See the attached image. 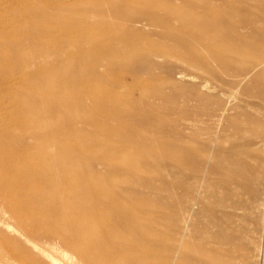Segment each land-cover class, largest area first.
Returning <instances> with one entry per match:
<instances>
[{"label": "bare ground", "instance_id": "bare-ground-1", "mask_svg": "<svg viewBox=\"0 0 264 264\" xmlns=\"http://www.w3.org/2000/svg\"><path fill=\"white\" fill-rule=\"evenodd\" d=\"M174 1L146 0L139 5L141 12L126 15L123 4L107 10L106 0H95L92 12L113 26L114 31H109L111 37L133 39L146 27L172 25L164 30L163 36L171 37L174 45L169 50L158 51L156 58L163 61L173 55L203 74L224 61L223 53L233 51L236 59L226 60L233 64L240 60L242 64L245 55L264 49L258 44V41L264 43V27H261L264 1L179 0L181 5ZM162 2L168 3L169 8H162ZM86 24V28H91V24ZM40 32L29 39L33 48L46 44L43 39L47 31ZM18 50H25V46ZM81 50L77 60L85 61L87 52ZM93 50L103 55L93 61L92 78L98 80L102 76L100 69L105 67L103 59L112 47L97 43ZM12 52L16 49L2 52L4 65L11 63ZM29 63L34 61L17 62L14 71L0 67V264H186L192 260L198 264H237L227 258H239L241 252L246 254L239 258L244 264H261L264 186L262 192L251 186L260 181L264 185V167L258 158L249 164L244 147L233 148L226 156L218 157L215 165L220 175L215 217L217 244L211 242L214 234L211 224H207L203 248L194 250L190 246L191 223L206 171L202 152L191 147L189 137L178 124L172 125L171 138L121 132L116 148H109L105 156L93 159L108 176L90 167L89 177L84 174L81 177L91 182L92 188L86 190L83 182L81 191L76 193L61 174L67 158L58 124L41 106L31 105L27 92L20 93L25 90V81L24 76L17 75ZM263 65L264 62H256L249 69L242 64L243 74L236 83L248 79ZM184 74L180 72L177 76L186 78ZM50 75L41 70L33 74L43 82ZM232 83L235 85V81ZM196 89L199 91L194 94L195 100L207 102L209 99L200 91L209 90L208 83L201 81ZM95 94L101 98L98 109L104 111L112 100H121L116 93L96 91ZM107 116L116 117L110 110ZM160 143L159 156L155 147ZM120 155L127 156L128 162L117 160ZM76 156V152L68 153L71 162ZM160 163L166 167L168 187L173 191L168 217L147 196V192L161 195L166 191L161 182L162 189L156 185L162 180ZM119 175L128 177L126 185L119 186L114 180ZM191 178L197 185L188 181ZM239 190L249 195L250 200L240 198ZM212 213L208 204L206 215L211 217ZM165 219L172 227L169 234L158 229Z\"/></svg>", "mask_w": 264, "mask_h": 264}, {"label": "rangeland", "instance_id": "rangeland-1", "mask_svg": "<svg viewBox=\"0 0 264 264\" xmlns=\"http://www.w3.org/2000/svg\"><path fill=\"white\" fill-rule=\"evenodd\" d=\"M94 1L0 0L1 70L14 71L17 62L34 61L25 65L17 75L24 76L25 81V90L20 93L26 95L27 92L31 96V105L41 106L51 120L58 124L61 140L66 145L64 155L67 158L61 174L66 182H71L69 188L76 193L81 191L83 182L86 190L92 188L91 182L81 177L83 174L89 177L90 167L96 168L102 176H108L93 159L105 156L109 148H116L121 132L133 131L139 137L162 135L171 138L172 125L178 124L181 132L189 137L191 147L202 152L201 161L206 171H203L199 201L191 223L190 246L194 250H202L207 224H211L214 234L211 242L217 244L215 217L220 175L215 165L218 157L226 156L233 148L244 147L248 151V163L254 164L258 158L264 167V65L257 68L248 79L236 83L243 74L242 64L252 69L254 63L264 62V49L245 55L242 64L240 60L234 64L227 61L236 59L233 51L223 53L224 61L215 65L210 73L203 74L184 61L176 60L173 55L163 61L156 58L158 51L169 50L174 45L171 37L163 36L164 30L171 29L172 25L165 28L146 27L133 39L111 37L109 31H114V28L107 19L92 12L96 6ZM106 1L107 10L123 4L124 13L130 15L141 12L139 5L146 0ZM173 3L181 5L179 0ZM160 6L169 8L166 2ZM86 23L88 26L91 24V28H86ZM261 27H264V23ZM42 30L47 31L43 39L46 44L33 48L29 39ZM97 43L112 47L103 59L105 67L100 69L102 76L98 80L92 78L93 61L103 56L93 50ZM259 43L264 47L262 41ZM21 45L25 46V50H18ZM8 48L16 49V52H12L11 63L4 65L6 62L2 60V52ZM81 49L87 52L85 61L77 60ZM39 70L51 74L47 82L34 78L33 74ZM180 72L185 73L186 78L177 76ZM201 81L208 83L209 90L200 92L209 102L199 103L194 98L195 92L199 91L195 90V86ZM232 81H235V85ZM96 91L116 93L121 97L120 101L112 100L108 106L107 111H114L115 118H108L105 109H98L101 98L96 96ZM182 113H188V117H182ZM155 149L160 156L161 143ZM72 152H76L77 156L71 162L68 153ZM117 160L126 163L128 157L120 155ZM163 165L160 163L162 180L157 181L156 185L160 189L159 182L160 186L164 184L162 188L166 190L165 193L159 195L147 192V196L154 203L152 205L162 207L165 217H168L171 214L169 205L173 191L168 187L169 175ZM114 180L123 186L128 177L119 175ZM188 181L197 185L192 178ZM251 186L262 192L264 185L260 181ZM238 195L250 200V196L242 190H239ZM208 204L213 210L211 217L206 215ZM166 220L158 229L169 234L172 227ZM244 253L241 252L238 257L243 259ZM155 255L158 256L159 251ZM239 258L227 259L244 264ZM186 264L198 263L192 260ZM261 264H264V260Z\"/></svg>", "mask_w": 264, "mask_h": 264}]
</instances>
